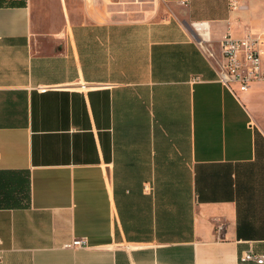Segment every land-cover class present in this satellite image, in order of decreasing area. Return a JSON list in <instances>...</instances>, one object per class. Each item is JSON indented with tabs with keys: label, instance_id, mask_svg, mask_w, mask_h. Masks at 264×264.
<instances>
[{
	"label": "crops",
	"instance_id": "1",
	"mask_svg": "<svg viewBox=\"0 0 264 264\" xmlns=\"http://www.w3.org/2000/svg\"><path fill=\"white\" fill-rule=\"evenodd\" d=\"M5 1L1 264H254L264 81L228 91L184 24L217 47L264 32V0H161L172 18L139 20Z\"/></svg>",
	"mask_w": 264,
	"mask_h": 264
},
{
	"label": "built area",
	"instance_id": "2",
	"mask_svg": "<svg viewBox=\"0 0 264 264\" xmlns=\"http://www.w3.org/2000/svg\"><path fill=\"white\" fill-rule=\"evenodd\" d=\"M235 10L239 5L229 4ZM204 58L209 61L217 76V82L228 91L246 92L255 82L264 81V71L262 70V55L264 48V32L248 33L242 38H231L228 34L218 41L217 47L211 45L209 29L204 23H191ZM200 32L202 34H200ZM222 225H217V231H221ZM2 242H0L1 245ZM87 244L86 239L75 238L65 245V248H82ZM241 262L249 261L254 264L264 263V254H255L252 250L243 252L239 257ZM2 263L0 250V264Z\"/></svg>",
	"mask_w": 264,
	"mask_h": 264
},
{
	"label": "rangeland",
	"instance_id": "3",
	"mask_svg": "<svg viewBox=\"0 0 264 264\" xmlns=\"http://www.w3.org/2000/svg\"><path fill=\"white\" fill-rule=\"evenodd\" d=\"M68 3L71 17L77 18V11L83 4L89 8H98L118 20H139L140 18H172L174 7L161 0H65ZM39 11L44 15L48 12L56 15L58 9L57 0H37ZM58 21L57 17H54Z\"/></svg>",
	"mask_w": 264,
	"mask_h": 264
},
{
	"label": "trees",
	"instance_id": "4",
	"mask_svg": "<svg viewBox=\"0 0 264 264\" xmlns=\"http://www.w3.org/2000/svg\"><path fill=\"white\" fill-rule=\"evenodd\" d=\"M17 4H22V2H16ZM13 4H15L14 2H7L5 0H0V6H5V5H9L12 6Z\"/></svg>",
	"mask_w": 264,
	"mask_h": 264
},
{
	"label": "water",
	"instance_id": "5",
	"mask_svg": "<svg viewBox=\"0 0 264 264\" xmlns=\"http://www.w3.org/2000/svg\"><path fill=\"white\" fill-rule=\"evenodd\" d=\"M184 27H185L187 30H189L190 33H191V35L193 36V38H194L195 40H197V38H196V34H195L194 30L191 29V27H190L189 25H186V24H184Z\"/></svg>",
	"mask_w": 264,
	"mask_h": 264
},
{
	"label": "bare ground",
	"instance_id": "6",
	"mask_svg": "<svg viewBox=\"0 0 264 264\" xmlns=\"http://www.w3.org/2000/svg\"><path fill=\"white\" fill-rule=\"evenodd\" d=\"M201 34V33H200Z\"/></svg>",
	"mask_w": 264,
	"mask_h": 264
}]
</instances>
